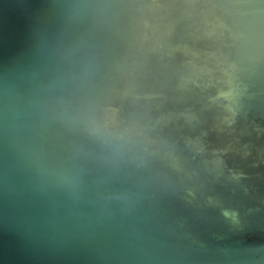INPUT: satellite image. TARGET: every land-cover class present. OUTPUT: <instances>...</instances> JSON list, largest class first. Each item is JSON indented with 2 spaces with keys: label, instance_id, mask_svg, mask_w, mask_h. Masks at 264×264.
<instances>
[{
  "label": "water",
  "instance_id": "water-1",
  "mask_svg": "<svg viewBox=\"0 0 264 264\" xmlns=\"http://www.w3.org/2000/svg\"><path fill=\"white\" fill-rule=\"evenodd\" d=\"M0 264H264V0H0Z\"/></svg>",
  "mask_w": 264,
  "mask_h": 264
}]
</instances>
